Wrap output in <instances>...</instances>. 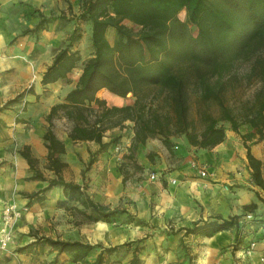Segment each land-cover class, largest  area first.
I'll use <instances>...</instances> for the list:
<instances>
[{
  "label": "trees",
  "instance_id": "trees-1",
  "mask_svg": "<svg viewBox=\"0 0 264 264\" xmlns=\"http://www.w3.org/2000/svg\"><path fill=\"white\" fill-rule=\"evenodd\" d=\"M181 11L184 18L179 16ZM38 15V21L22 34H36L57 18L42 12ZM60 18L67 19L62 15ZM123 19L132 21L138 29L127 26ZM72 20L76 26L67 35L66 43L55 51L41 75V83L64 78L76 66L80 56L73 44L81 37L79 20L90 23L92 54L84 61L74 86L45 115L47 125L42 138L47 148V168L54 176L46 179L35 170L36 159L27 146L20 151L29 168L36 172L31 178L47 181L43 187L25 194L29 202H40L48 189L59 186L65 200L76 202L94 221H106L120 211L95 200L80 183L63 177L66 162L61 155L65 144L53 130L56 118L65 120L72 141L93 140L100 148L119 139L116 135L104 141L103 136L107 129L120 126L125 120L133 122L130 150L157 136L171 148V136L178 135L197 148H210L224 139L223 123L236 132L241 124H248L255 131L242 133L243 139L256 136L264 140V0H82L80 11ZM109 28L115 31L112 41L106 35ZM238 60H248V69L241 78L255 85L246 97L235 91L240 77L232 68ZM101 88L119 96L130 93L133 101L108 104L97 95ZM246 147L251 179L264 189L261 161ZM253 207L254 204L245 205L240 215L228 218L215 216L202 223L195 221L184 229V234L233 226L238 248L244 227L242 216L252 212L250 221H259ZM142 240L103 246L36 235L17 250L32 251L37 244L49 245L56 249V255L66 253L75 261L99 249L90 264H113L131 250L130 263L142 264ZM186 257V264H191L192 257Z\"/></svg>",
  "mask_w": 264,
  "mask_h": 264
},
{
  "label": "crops",
  "instance_id": "crops-1",
  "mask_svg": "<svg viewBox=\"0 0 264 264\" xmlns=\"http://www.w3.org/2000/svg\"><path fill=\"white\" fill-rule=\"evenodd\" d=\"M19 1L25 4H19ZM67 5V0H0V107L19 91H24L23 98L32 105L37 98L42 100L45 97L44 90H48L51 97L57 98L59 89L64 96L71 88V81L68 80L71 71L64 78L47 84L41 83L43 71L51 63L54 51L66 36V27L49 24L37 38L31 34L20 35V29L15 27L17 24L32 27L39 16L31 14L22 18L21 15L33 12V9L45 15L64 12L68 16ZM11 6L19 10L18 18L13 19V23ZM113 30H107V37L108 32L113 35ZM35 46L37 50H33ZM52 49L53 52L48 55L47 50ZM54 103L56 100L46 106L47 112ZM8 107L0 110V235L5 204L12 203L17 208L25 206L27 209L21 217H15L8 226L13 239L11 243L24 245L35 238L29 231L31 221H41L44 217H55L59 213L58 195L55 193L61 187L53 186L48 189L40 202H29L26 196L17 192L20 189L32 190V185L41 188L47 183L44 179H24V176L31 174V169L20 152L27 146L33 157L46 156L47 148L42 138L45 127L34 121L36 116L28 112L25 116L36 122L33 128L25 129L20 124L13 126L16 113L13 107ZM246 125V132L255 131L250 125ZM57 136L63 140L67 151L68 144L73 141L67 132L64 136ZM152 139L151 142L154 143ZM250 140L257 144L249 145ZM250 140H244L234 130L226 128L224 139L210 148H197L183 136L176 137L173 140L176 143L171 148L152 147V154L157 158V162L152 164L154 171H161L163 174L156 179L148 177L146 182L136 188L135 193H129L131 203L136 206L134 212L138 222L130 220L113 226L111 224L114 221L97 220L88 223V228H83L79 240L91 244L100 242L103 245H116L126 240L143 239L140 243L142 264H186L187 254L192 257L191 264H264V189L252 181L246 156L248 146L251 154L261 161V175L264 177V151L256 147L258 144L264 146V140H258L256 136ZM191 158L203 162L210 172L209 176H199L190 166ZM171 160L175 162H170ZM68 164L75 167L70 165V161ZM63 172L62 170V175ZM169 177L176 178V182L170 183ZM80 178L77 176L74 180L79 182ZM114 179V193L118 194L123 188L121 176L114 175ZM115 199L114 196L104 200ZM249 204H254V217H258L259 221L257 224L252 221L254 224L246 226H256L251 232L245 233V226L241 232L239 247L250 240L256 243L252 253L246 257H240L239 247L235 248L237 232L233 226L211 232L184 234V229L195 221L202 223L215 216L228 218L240 215L244 206ZM49 234L54 235L52 227ZM49 247L52 248L49 245L46 248ZM98 251L99 249L91 250L85 257L75 261L66 253L56 255V249L39 257L15 254L1 260L0 264H51L55 257L56 264H90ZM119 257L120 261L113 264H131L132 251H126Z\"/></svg>",
  "mask_w": 264,
  "mask_h": 264
},
{
  "label": "rangeland",
  "instance_id": "rangeland-1",
  "mask_svg": "<svg viewBox=\"0 0 264 264\" xmlns=\"http://www.w3.org/2000/svg\"><path fill=\"white\" fill-rule=\"evenodd\" d=\"M81 2L82 0H67V8H68V16L60 13H51L50 15L55 18L54 21L47 23V26L49 24H53L54 27H58L60 24L64 23V25L61 27H66V36L63 38L61 44L59 47H61L63 44L66 43L67 35L72 31V29L76 26L72 20L73 15H76L79 13L81 8ZM12 7V6H11ZM23 12V11H22ZM11 13V22L13 23V19H17L19 10L17 7H12L10 9ZM33 14L38 15V11H34ZM60 15L65 16L67 19H61ZM22 18L27 17V13H22ZM179 16L181 18H184V11H181L179 13ZM71 19V20H70ZM67 20V22L65 21ZM66 22V23H65ZM127 26L138 29V25L134 24L132 21L128 19H123L122 21ZM79 30L81 31V37L74 42L73 49H77L79 52V60L76 64V66L72 69L71 76L68 77V80L71 81V87L74 86L75 82L78 79V76L81 72V67L85 60H87L91 54H92V47L90 42V23L84 20H79ZM16 28L20 29V35H23L21 32L27 27L23 24H17L15 25ZM44 28V29H46ZM42 29V30H44ZM39 32L35 33H29L36 38L41 33ZM114 31V30H113ZM115 36V31L113 32V35L108 32V38L110 41ZM58 47V48H59ZM33 50H37L36 46L33 48ZM53 52L52 50H47L48 55ZM55 53V51H54ZM248 60H238L232 70L237 74V76L240 77V82L238 83V86L236 87V93L237 95L242 96H248L251 94L252 90L254 89V84H248L245 83V81L241 78L243 73L248 69ZM23 92L19 91L17 94H15L12 98H9L1 107L0 110L8 107L14 110L16 113L14 116V124L13 126H16L18 124L22 125L21 127L27 128H33L35 126V123H39L42 127H46L47 121L45 119V115L47 113L46 106L49 105V103L53 100H56V102H59L63 99V95H61V90H58L57 98L51 97L50 94H48V90H44L43 93H45V97L42 100H39L38 98L34 101V103L31 105L29 101L25 100L23 98ZM97 95L103 99L106 100L108 104H116V105H122L126 103H131L133 101V96L128 93L126 96H119L114 93H111L105 88H101L97 91ZM228 98H233L231 96V93L229 92ZM40 101V102H39ZM44 104V107L42 106ZM13 105V106H12ZM46 110V111H45ZM26 112V113H25ZM28 113H32L36 116V119L33 122L29 116H25ZM33 119V118H32ZM225 128H230L229 124L223 123ZM246 129H248V126L246 124H241L239 126V132H236L237 135L242 137V133L246 132ZM53 130L55 133L59 136H64L66 134L67 130V123L65 120L61 118H56L53 121ZM118 135L119 139L115 141L114 143H111L105 148H100L99 144L95 141L87 142V141H73L68 144L67 151H64L61 158L62 160L67 161L66 167L63 168V176L66 180L76 182L74 180L75 177L79 176L81 177L79 182L81 185H83V188L86 190L89 195H91L95 200H98L102 202L103 204L108 205L110 208H117L120 210L116 214L113 215L110 219L106 220L109 222H113V226L120 225L122 222L125 221H134L135 223L138 222L135 218V212L136 206L131 203L130 194L129 193H135L136 188L139 185H142L144 182H146L149 177V173L151 171H154L153 163L157 162V158L152 154V151H154V148H157L158 146L164 147L165 145L161 141V137L157 136L155 138H149L144 142L143 144L138 145L137 148L134 150H130L129 145L131 143L132 135H133V122L130 120H125L123 124L120 126H115L111 129H107L104 133L103 140L108 141L112 136ZM178 136H171L172 141L176 139ZM151 139L154 141V143L151 142ZM150 143L148 144L147 143ZM44 143V142H43ZM176 142H172V145H174ZM249 145L255 146V144L252 140L248 142ZM155 145V146H154ZM15 147V146H13ZM154 147V148H152ZM173 147V146H172ZM256 147H259L262 151H264V146H261L258 144ZM255 148V147H254ZM34 162V168L35 170L42 173V176L46 179H49L53 177L52 171L47 168V159L46 156L42 157H36ZM68 161H70V165H74L75 167H70L68 164ZM170 162H175L174 160H171ZM1 166V163H0ZM35 170L31 169V174L24 176V179L26 181H30L31 176L34 175L36 172ZM114 175L121 176V182L123 184L122 191H120L118 194L114 193L115 190V179ZM33 179H40V178H33ZM30 183V182H29ZM36 185V183H35ZM36 186L32 185V190H24L20 189L17 190L19 195L25 196L27 192L34 191L38 189ZM59 190L55 193V195H58L57 198V204L60 207L59 213L57 216H47L44 217L43 220H34L31 221L29 231L34 236L36 235H45L50 236L49 232L51 231V227L54 230V235L51 236L53 238H61V239H81L79 238L82 235L83 228H88L87 224L94 222V220L88 218V216L85 214L82 208L76 204L74 201H67L65 198H63L64 193L62 191V188H58ZM116 197L113 201H105L104 199L107 197ZM62 197V198H61ZM121 209H125V211H122ZM23 211H26V209H21V214L19 217H21ZM57 217V218H56ZM104 221V220H102ZM41 222H44L42 224ZM240 222L244 223V228H246L244 231L251 232L252 229H254L256 226L252 225L251 227H246L249 225V223H253L250 220L242 219ZM258 221L254 222L257 224ZM253 223V224H254ZM56 224V227L54 225ZM83 224H86L83 225ZM46 233H48L46 235ZM74 236H77L74 237ZM140 239V238H139ZM129 241V240H126ZM125 242V241H124ZM100 243V242H97ZM94 243V244H97ZM12 244V243H10ZM9 244V245H10ZM102 244V243H100ZM103 245V244H102ZM22 245H17L16 243L12 244L11 246H7L6 248H0V261L7 259L9 257L14 256L15 254L23 255L22 257H39L41 255H44L45 253H52L55 249L52 248H46L47 245H39L37 244L36 247L29 251V249L24 250H17L18 247ZM108 246V245H103ZM98 250V249H97ZM33 255H32V254ZM71 260L72 257H71ZM57 259H53L51 261V264H56ZM63 263V262H62ZM61 264V263H58ZM64 264V263H63ZM69 264V262H67Z\"/></svg>",
  "mask_w": 264,
  "mask_h": 264
},
{
  "label": "built area",
  "instance_id": "built-area-1",
  "mask_svg": "<svg viewBox=\"0 0 264 264\" xmlns=\"http://www.w3.org/2000/svg\"><path fill=\"white\" fill-rule=\"evenodd\" d=\"M190 166L193 167L199 176L201 177H207L209 176V171L205 164L203 162H200L199 160L195 158H191L189 160ZM162 172L160 171H151L149 173V178L150 179H156L158 176H162ZM168 181L170 183H175L176 178L174 177H169ZM21 209H27L25 206L22 208H17L15 204L12 203H7L5 204L3 211H2V216H1V223H2V228H1V235H0V248H6L9 246V244L12 242V234L10 230L8 229V226L10 225L11 221L15 218L20 216L21 214ZM253 218V213L252 212H247L244 215L245 220H251ZM255 241L250 240L247 244L240 246L238 249L240 251V257H246L250 255L255 247ZM170 264V263H167Z\"/></svg>",
  "mask_w": 264,
  "mask_h": 264
}]
</instances>
